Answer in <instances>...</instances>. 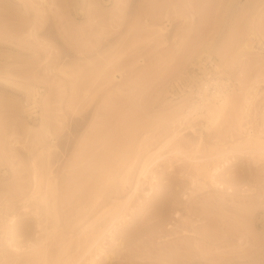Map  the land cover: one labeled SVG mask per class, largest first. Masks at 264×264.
Returning a JSON list of instances; mask_svg holds the SVG:
<instances>
[{"label":"rangeland","instance_id":"obj_1","mask_svg":"<svg viewBox=\"0 0 264 264\" xmlns=\"http://www.w3.org/2000/svg\"><path fill=\"white\" fill-rule=\"evenodd\" d=\"M217 66L238 104L260 82L243 124L263 130L264 0H0V264H77L175 131L173 166L150 195L143 178L115 256L92 264H264V157L237 154L196 188L205 148L245 130L230 108L198 150L202 119H174Z\"/></svg>","mask_w":264,"mask_h":264},{"label":"bare ground","instance_id":"obj_2","mask_svg":"<svg viewBox=\"0 0 264 264\" xmlns=\"http://www.w3.org/2000/svg\"><path fill=\"white\" fill-rule=\"evenodd\" d=\"M164 28L165 27H160L157 32L161 34ZM248 48L251 47L248 46ZM217 69V76L211 77L207 82L203 83V85L196 90V92L194 93V95H197L196 100L192 98L193 101L191 100L188 105L186 104V106L182 105L183 107H178L179 110L177 109V111H175L174 119L179 120L181 124H188V126H192L193 121H196L199 118L202 119L203 125L201 127H203V130L199 132L202 134V138L197 145V149L199 150V148L202 147L204 143L203 134L210 131L214 126H217L220 120L228 114V110H230L231 108L234 110L238 122L245 130V137L243 140H238L228 145L225 142L218 141L215 143V146H209L205 148V157L201 162L198 161V164H196L195 168L196 172L191 175V182L196 188H200V186L203 187V185H206L207 182L214 185H221V183L219 182V175L222 169L225 168V166L228 165L231 162L232 158L236 157L237 154H248L251 157H264V121L262 128L263 130L259 131H256L252 128V126L248 125V122L246 124H243L245 118L249 116L251 105L258 96V86L260 82L255 81L254 84L251 85L250 91L245 92L243 101L238 104L233 98L235 87L233 86L229 76H227L225 72H223V69L220 66H217ZM113 77L116 76L114 75ZM175 115H177V117ZM179 133L180 131L176 132L175 135L173 134V138H169V140H167L163 145L159 146L156 150L145 151L146 153L138 170V179L136 180L131 193L125 200L113 203L114 205L112 204V208H109V210L105 212V214H107L105 216H108V219L107 217L103 216L106 219V221H104V226L100 227L98 232H95L96 234L93 232L94 235L91 234L92 232H90L91 236L93 235L92 237L89 235L88 238L86 237V243L89 244L90 242V245L87 244L88 248L85 247L87 249H85V251L83 250L84 253H81V258L79 255L78 258L80 259L77 261V264L95 263L103 253L110 254L112 257L115 256L116 251L113 245L109 244L108 246H106L107 239L112 235V231L114 230V228H116L119 224H122L127 219V212L132 208L130 205L131 201L144 189L143 178L147 177L149 174L152 175V178L150 180V190H144L145 195H150L154 192L153 182L157 177L155 168L158 167L160 165V162L164 160L167 162L168 166H173L171 155L181 151V149L179 148V146L171 147V142L179 135ZM168 147H170L169 152L167 154L162 153L163 150ZM139 148H141V146H139ZM133 156L129 155L124 158L125 161L130 160L127 163L128 168L126 170L127 172L125 173V180H127L128 174L131 172L137 161L138 153ZM130 157L131 159L133 157V159L131 160ZM36 181L39 185L38 188H40V183L43 180L37 176ZM38 192H40V190ZM52 193L53 190L50 186L49 181L47 180L45 181V190L44 192H42L41 198L43 200H49ZM51 201H53V199H51ZM51 201L50 206H52ZM54 203L55 201L53 202V204ZM35 214L39 216V212H35ZM38 225L41 226V221L38 222ZM87 240L89 242H87Z\"/></svg>","mask_w":264,"mask_h":264}]
</instances>
